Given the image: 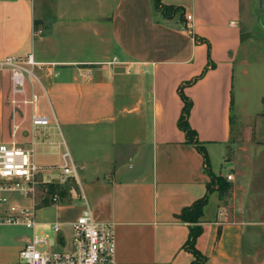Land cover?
<instances>
[{"label":"crops","instance_id":"0c3cea01","mask_svg":"<svg viewBox=\"0 0 264 264\" xmlns=\"http://www.w3.org/2000/svg\"><path fill=\"white\" fill-rule=\"evenodd\" d=\"M160 1L159 6L156 0H0V60L34 55L42 86L36 109L51 117V125L42 128L45 133L105 135L100 153L89 152L81 165L74 161L78 191L38 207L34 228L0 222V264H25L20 250L36 233L49 237L43 248L70 250L71 223L86 206L99 220L116 223L120 264H192L195 255L185 247L192 224L179 214L207 194L203 232L196 241L206 257L200 264H264V219L245 218L249 207L241 203L236 217L217 190L209 192L204 156L178 124L183 107L179 87L210 61L214 66L183 88L193 102L189 122L207 150L210 170L224 175L214 170L218 157L235 164L227 160L233 146L235 64L251 44L264 49L259 31L255 41L248 34L254 23L261 30L254 17L257 0ZM258 2L264 15V0ZM164 6L173 7L171 14ZM4 73L0 69V78ZM255 81L264 82V56L255 59ZM127 96H133L132 105ZM45 100L49 112L41 106ZM128 116L137 126H128ZM255 117L259 151L264 150V105ZM148 118L150 125L144 123ZM253 132L252 127L243 130ZM31 141L28 148L38 163H63L43 155L37 160L36 147L50 142L33 136Z\"/></svg>","mask_w":264,"mask_h":264},{"label":"rangeland","instance_id":"374dc122","mask_svg":"<svg viewBox=\"0 0 264 264\" xmlns=\"http://www.w3.org/2000/svg\"><path fill=\"white\" fill-rule=\"evenodd\" d=\"M257 3L256 14L254 17H256L261 30H259L258 26L254 23L253 26L249 27L250 32L248 34L252 35L255 41V31H259L261 34L256 33V36L259 37L261 42H264V15L258 0ZM244 7V11L246 12L245 17H248L247 14L249 8L246 5V1ZM247 24L248 23H244L248 30ZM248 43L249 42L245 43V47H247ZM255 47L258 51H256L257 49L255 50ZM260 47L262 48L263 46ZM263 54L264 49H259V46H256L255 43L251 44L250 49L241 50V59L235 64V78L233 85L234 108L233 134L231 140L233 146L229 149L227 155V160L234 161L235 164L231 166V163L225 162L223 157L214 159V170L222 172L224 178L230 183V186L225 192L220 194L218 191L222 204L227 206L229 210L235 212L237 215L236 217H239L240 215L238 214V211H235V207L239 206L240 203L243 206L249 207V211L245 212L243 215L247 219L253 217L264 219V150H255V124L258 121V117H255V113L261 111L264 105V102L262 101L264 95V82L255 81V59L260 56L263 58ZM242 58L249 62L251 61V64L246 67V64L242 62ZM245 68L247 70H245ZM35 72L37 74L36 69ZM35 82L37 84L35 93H38L40 91L38 87L42 88V86L39 82ZM146 83L149 84V82ZM0 92V139L3 141H16L18 145L25 147H33V143H31L32 136L34 140L43 141L45 139L49 141V147H36L35 154L37 160L43 155V158L44 156L46 157L45 159L48 158L52 161H57L59 164L62 163L63 159L61 153L66 151L64 139L74 161L78 165H81L83 159L87 157L89 152L94 154L100 153L103 149L102 144L105 142V135H102L101 133L97 135V132L94 133V131L80 135L72 133L70 136L64 131L63 137L59 129H55L56 134L50 136H48L43 129L34 130L31 124V117L33 114L32 105L28 104L25 106L24 104H21V106H15L10 100V75L8 71H5V73L1 75ZM127 102L132 105L134 103L133 96H127ZM41 106L49 112V103L47 100H45ZM128 119L127 124L130 128L137 126L138 122L133 119V116H128ZM122 120L123 118H119L117 122L118 128H120L119 125ZM144 123L150 125L151 119L148 118ZM246 127H252L254 132L251 134H243V130ZM118 130L121 131V129ZM89 135H91L90 139ZM132 135L133 131L125 134L126 137ZM44 151L50 152L47 153ZM49 170L53 178L60 181V169L55 167ZM229 171H231L230 174L233 175V179L231 180L227 176V172ZM79 173L80 178L82 179L84 171L80 170ZM53 183L60 184V182ZM65 184H74L75 186L73 185L71 190L73 189L76 192L79 189L77 180H74L73 182L72 178H68L60 185ZM214 184L215 186L213 187H217V184ZM4 194L9 197L5 203L7 207H10L11 205L29 206L32 204V200L25 197L20 192H5ZM79 203L80 202L78 201L74 202L75 205ZM42 204L43 202H41L40 205ZM40 208H42V206ZM250 208L253 210L251 211ZM257 209L260 210L261 213H253ZM46 211H51V208H46Z\"/></svg>","mask_w":264,"mask_h":264},{"label":"built area","instance_id":"2783aa9c","mask_svg":"<svg viewBox=\"0 0 264 264\" xmlns=\"http://www.w3.org/2000/svg\"><path fill=\"white\" fill-rule=\"evenodd\" d=\"M187 19H191L188 14ZM42 31L41 29L39 30ZM37 62L34 55H10L0 60V69L10 74V100L15 106L31 104L33 114L31 124L34 130L47 128L51 125L48 114L37 111L36 82L41 84L35 72ZM56 166H44L38 163L33 151L16 141L0 140V222L24 224L27 228L36 225V211L41 204L39 187L48 183L60 182L68 178L78 180V166L69 151L63 154L60 169V181L49 173ZM231 179L232 175H228ZM72 193L74 190H70ZM5 192H20L32 200L29 206L11 205L5 203L9 199ZM61 197L55 194L51 203H59ZM112 220H99L86 206L82 214L71 223L72 247L70 250H50L42 246L49 237L42 233L34 234L20 250V259L25 264H120L116 259V229ZM54 231H59V225H52Z\"/></svg>","mask_w":264,"mask_h":264},{"label":"trees","instance_id":"16d2710c","mask_svg":"<svg viewBox=\"0 0 264 264\" xmlns=\"http://www.w3.org/2000/svg\"><path fill=\"white\" fill-rule=\"evenodd\" d=\"M156 2L160 6L161 1L156 0ZM163 8L166 10L167 14H171L173 10V7H170V6H164ZM209 66L213 67L214 64L213 63L210 64V61H209V65L206 66V68L203 70V72L199 76L195 77L194 79L190 81H187L184 85L179 87V93L183 100V107H182L181 115L179 117L178 124L180 128L186 133L187 140L189 142L195 143L198 149L201 151V153L204 156L206 169L211 178L210 183L208 185L209 192H211L212 190H217L221 194L222 192H225V190L230 186V183L227 182L226 178H224L222 174H216L212 170H210V158L207 153V150L202 144H200L197 132L195 131V129L191 127L190 122H189V117H190V112H191L193 102L191 98L184 93V90H183L185 85H190L194 83L198 78L203 76L205 72L210 68ZM232 108H233V103L231 104V109ZM232 119L233 117L231 115V121ZM72 180L74 182V179ZM214 183L217 184L218 188L213 187L215 186ZM73 185L74 184L60 185L58 183H51L45 186L44 185L40 186L39 187V198L41 199L43 204L39 205L38 207L51 204L50 202L51 197L55 194L60 195L61 198L67 197ZM207 202H208V194L198 199L197 201H195L191 206L184 208L182 212L179 214V218L181 220L192 224L190 226L189 237L185 243V247L195 255V260L192 262V264H200L206 258L197 249L196 241H197V238L203 232V227L200 224V222H201V219L204 213V207L207 204Z\"/></svg>","mask_w":264,"mask_h":264}]
</instances>
